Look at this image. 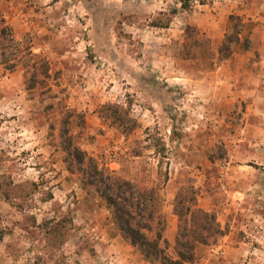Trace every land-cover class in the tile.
Here are the masks:
<instances>
[{"label":"rangeland","instance_id":"1","mask_svg":"<svg viewBox=\"0 0 264 264\" xmlns=\"http://www.w3.org/2000/svg\"><path fill=\"white\" fill-rule=\"evenodd\" d=\"M231 14L240 40L220 58ZM0 16L50 68L42 95L26 89L22 65L0 62V174L15 187L0 192V264H152L114 241L105 203L67 171L59 132L68 113L82 148L159 186L171 253L176 190L197 188L226 233L184 264H264V0H192L188 9L180 0H0ZM186 24L200 30L195 58L183 54ZM104 103L138 126L120 132L99 115Z\"/></svg>","mask_w":264,"mask_h":264},{"label":"trees","instance_id":"2","mask_svg":"<svg viewBox=\"0 0 264 264\" xmlns=\"http://www.w3.org/2000/svg\"><path fill=\"white\" fill-rule=\"evenodd\" d=\"M192 0H180L182 8L188 9ZM205 3L207 0H197ZM176 8L170 10L174 14ZM231 30L224 34L218 48L220 58L232 54L231 45L240 40L239 15L229 16ZM171 19L153 21L156 26H168ZM202 41L196 25L184 27L183 54L187 58L200 55ZM0 62L13 70L19 64L24 68L26 89L48 91L50 68L44 58L35 57L29 44L16 39L11 26L0 16ZM43 97V96H42ZM71 114H74L71 111ZM99 115L107 119L122 133L138 126L126 108L117 103H104ZM83 127V115L77 113ZM69 113L60 119L59 143L63 151V162L70 175L76 176L87 192L101 199L111 214L114 234L120 235L128 244L136 247L143 258L152 264H184L193 262L197 247L212 245L226 233L215 212L198 204V191L192 183H182L173 199V213L177 217L173 253L165 235L167 222L162 211V198L158 185L140 184L121 176L82 148L77 135L70 130ZM129 123V124H126ZM14 185L8 176L0 174V192L5 197L13 196Z\"/></svg>","mask_w":264,"mask_h":264},{"label":"crops","instance_id":"3","mask_svg":"<svg viewBox=\"0 0 264 264\" xmlns=\"http://www.w3.org/2000/svg\"><path fill=\"white\" fill-rule=\"evenodd\" d=\"M120 238L122 239V237H121L120 235H116V236H114L113 239H114V241H117V240H119ZM122 241H123L124 244H126V246H129V245H127V243L125 242V240L122 239Z\"/></svg>","mask_w":264,"mask_h":264},{"label":"built area","instance_id":"4","mask_svg":"<svg viewBox=\"0 0 264 264\" xmlns=\"http://www.w3.org/2000/svg\"><path fill=\"white\" fill-rule=\"evenodd\" d=\"M113 148L114 149H119V145L117 143H114Z\"/></svg>","mask_w":264,"mask_h":264}]
</instances>
